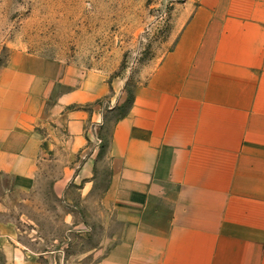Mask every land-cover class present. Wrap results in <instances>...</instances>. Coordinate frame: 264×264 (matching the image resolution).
<instances>
[{"label": "crops", "instance_id": "crops-1", "mask_svg": "<svg viewBox=\"0 0 264 264\" xmlns=\"http://www.w3.org/2000/svg\"><path fill=\"white\" fill-rule=\"evenodd\" d=\"M177 21L171 48L101 141L96 101L112 92L102 74L8 56L0 207L45 167L55 184L90 189L101 178L117 238L93 264H264V0H196ZM16 234L0 219L10 261Z\"/></svg>", "mask_w": 264, "mask_h": 264}, {"label": "rangeland", "instance_id": "rangeland-1", "mask_svg": "<svg viewBox=\"0 0 264 264\" xmlns=\"http://www.w3.org/2000/svg\"><path fill=\"white\" fill-rule=\"evenodd\" d=\"M195 4L0 0V67L20 53L58 62L78 76L102 74L112 92L96 101L94 136L101 141L106 128L125 113L133 88L171 48L182 25L179 14ZM51 170L40 169L30 191L14 194L7 207H0V219L16 226L12 242L19 254L10 261L0 252V264H93L116 240L114 214L104 203L105 181L96 180L90 189L78 180L55 184Z\"/></svg>", "mask_w": 264, "mask_h": 264}]
</instances>
